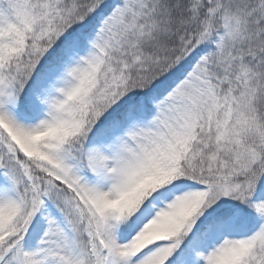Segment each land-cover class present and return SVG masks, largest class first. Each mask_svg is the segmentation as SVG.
Segmentation results:
<instances>
[{
	"label": "snow or ice",
	"instance_id": "snow-or-ice-1",
	"mask_svg": "<svg viewBox=\"0 0 264 264\" xmlns=\"http://www.w3.org/2000/svg\"><path fill=\"white\" fill-rule=\"evenodd\" d=\"M0 264H264V0H0Z\"/></svg>",
	"mask_w": 264,
	"mask_h": 264
}]
</instances>
